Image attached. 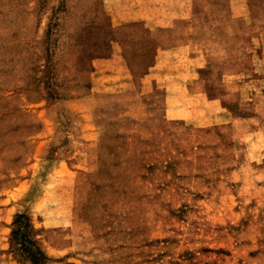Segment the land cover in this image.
Here are the masks:
<instances>
[{
	"label": "rangeland",
	"instance_id": "374dc122",
	"mask_svg": "<svg viewBox=\"0 0 264 264\" xmlns=\"http://www.w3.org/2000/svg\"><path fill=\"white\" fill-rule=\"evenodd\" d=\"M34 244L264 264V0H0V264Z\"/></svg>",
	"mask_w": 264,
	"mask_h": 264
},
{
	"label": "trees",
	"instance_id": "16d2710c",
	"mask_svg": "<svg viewBox=\"0 0 264 264\" xmlns=\"http://www.w3.org/2000/svg\"><path fill=\"white\" fill-rule=\"evenodd\" d=\"M19 218H20V222H21V218H23V219L27 220L26 223H24V224L27 225L28 227L31 226L30 221H29V217L27 215H25V214L24 215H18V219H16L17 222L19 221ZM24 240L27 243H31L32 242L26 236H24ZM34 248H35L34 250L29 249V251H27V253L29 255L28 259L30 260L31 264H43V262H44L43 260H46L45 253L43 252V250L40 247L36 246L35 244H34ZM37 254L39 256H41V259H38Z\"/></svg>",
	"mask_w": 264,
	"mask_h": 264
},
{
	"label": "crops",
	"instance_id": "0c3cea01",
	"mask_svg": "<svg viewBox=\"0 0 264 264\" xmlns=\"http://www.w3.org/2000/svg\"><path fill=\"white\" fill-rule=\"evenodd\" d=\"M67 167V166H66ZM67 169H68V167H67Z\"/></svg>",
	"mask_w": 264,
	"mask_h": 264
}]
</instances>
